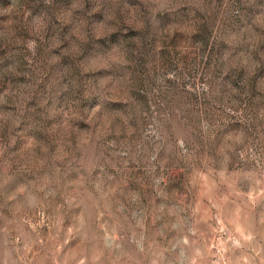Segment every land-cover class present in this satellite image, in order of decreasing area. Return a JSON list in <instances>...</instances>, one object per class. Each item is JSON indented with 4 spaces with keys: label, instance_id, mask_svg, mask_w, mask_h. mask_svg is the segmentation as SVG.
Segmentation results:
<instances>
[{
    "label": "rangeland",
    "instance_id": "1",
    "mask_svg": "<svg viewBox=\"0 0 264 264\" xmlns=\"http://www.w3.org/2000/svg\"><path fill=\"white\" fill-rule=\"evenodd\" d=\"M0 264H264V0H0Z\"/></svg>",
    "mask_w": 264,
    "mask_h": 264
}]
</instances>
